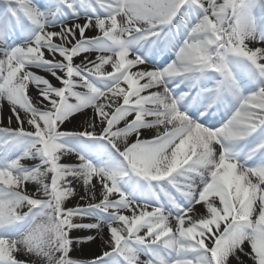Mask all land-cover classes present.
Wrapping results in <instances>:
<instances>
[{"label":"snow or ice","instance_id":"1","mask_svg":"<svg viewBox=\"0 0 264 264\" xmlns=\"http://www.w3.org/2000/svg\"><path fill=\"white\" fill-rule=\"evenodd\" d=\"M0 264H264V0H0Z\"/></svg>","mask_w":264,"mask_h":264}]
</instances>
